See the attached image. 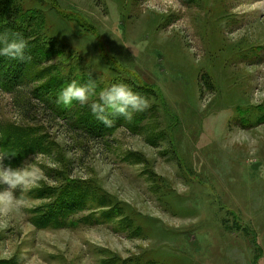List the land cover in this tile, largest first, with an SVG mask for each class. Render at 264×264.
Listing matches in <instances>:
<instances>
[{
	"label": "rangeland",
	"instance_id": "374dc122",
	"mask_svg": "<svg viewBox=\"0 0 264 264\" xmlns=\"http://www.w3.org/2000/svg\"><path fill=\"white\" fill-rule=\"evenodd\" d=\"M8 11L53 53L0 91V264H264V0H0ZM81 76L98 85L76 117L137 79L150 113L93 139L34 97ZM82 190L111 209L37 225Z\"/></svg>",
	"mask_w": 264,
	"mask_h": 264
},
{
	"label": "trees",
	"instance_id": "16d2710c",
	"mask_svg": "<svg viewBox=\"0 0 264 264\" xmlns=\"http://www.w3.org/2000/svg\"><path fill=\"white\" fill-rule=\"evenodd\" d=\"M7 13L0 16V36H10L12 33H16L19 36H22L25 40L29 39L23 36V30L21 27L16 24L17 22L12 20V15ZM11 20V22H9ZM16 24V25H15ZM36 43V42H35ZM38 44V43H36ZM26 56L29 57L25 61L13 60L7 57L0 56V91L12 92L13 90L21 87L28 81L30 76V71L35 65L40 66L41 61L50 57L53 53V49L50 44L47 42L38 44V47H32L30 44H27ZM53 45V44H52ZM2 46V45H0ZM83 76V75H82ZM76 79L75 81L80 85H87L89 83L95 84L97 86L96 78L97 76L91 77H82ZM136 79V78H135ZM72 82L74 79L71 80ZM137 81L134 86L137 88L138 93L148 92L152 86L144 81ZM58 82V80H57ZM206 84H209L205 79ZM69 83L68 80L61 81L52 85H47L46 87L39 88V91L36 90L34 97L42 104L50 106L49 109L60 116L65 118L69 123H73L76 130H79L86 135L90 136L93 139H104L106 136L110 135L111 132H114L116 129L120 128L124 122L127 120L122 116H110L109 118L113 121L111 126H106L101 121L96 119L92 114L91 109L87 111H82L79 117L73 115L72 108L63 106L62 103H57V92L62 88L66 87ZM135 91V90H134ZM164 100H162L163 102ZM76 101H73L72 104H75ZM150 110L144 111V116L146 117ZM130 129V128H129ZM160 138L153 139V144L156 145L157 141ZM169 140L168 135H162L161 142ZM173 154H176L173 150ZM41 195V194H40ZM77 196L61 195L60 200L58 199L56 203L52 204L47 212L39 218L40 227H46V225L53 228H63L65 227L66 219H68L73 213H76L79 210H88V209H98L101 207L111 209L109 205V199L105 196H94L88 190H82L80 194L76 193ZM45 197V196H38ZM95 206V207H93Z\"/></svg>",
	"mask_w": 264,
	"mask_h": 264
},
{
	"label": "clouds",
	"instance_id": "9594fccd",
	"mask_svg": "<svg viewBox=\"0 0 264 264\" xmlns=\"http://www.w3.org/2000/svg\"><path fill=\"white\" fill-rule=\"evenodd\" d=\"M0 56L13 60L25 61L27 41L16 33L10 36H0ZM96 94L93 83L80 85L76 81L62 88L57 96V103L71 105L73 101L81 105L89 104L90 97ZM92 114L106 126H111L113 121L110 116H122L127 120L133 118L134 113L141 112L148 107V100L134 91L127 84H113L99 93V99L90 105ZM5 179L15 183L19 177L5 171Z\"/></svg>",
	"mask_w": 264,
	"mask_h": 264
}]
</instances>
